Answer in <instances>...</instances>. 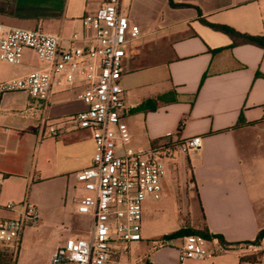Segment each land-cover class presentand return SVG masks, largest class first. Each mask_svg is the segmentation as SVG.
Segmentation results:
<instances>
[{
	"label": "crops",
	"instance_id": "0c3cea01",
	"mask_svg": "<svg viewBox=\"0 0 264 264\" xmlns=\"http://www.w3.org/2000/svg\"><path fill=\"white\" fill-rule=\"evenodd\" d=\"M102 4L0 0V25L42 29L67 47L74 35H86L83 18ZM121 10L142 31L124 60L121 80L131 147L147 149L167 134L200 136L202 146L167 162L162 199L144 204L141 241L110 264H178L187 234L167 236L204 227L218 241L222 237L227 250L219 252L210 243L209 257L189 264H264V239L252 243L264 229V48L235 45L229 35L203 22L263 37L264 0H122ZM42 67L38 56L26 50L18 65L0 62V83ZM84 88L82 82L54 91L46 101L21 92L0 97V217L18 218L21 208L3 206L25 200L40 214L22 243L37 234L43 211H59L70 188L78 196L68 216L73 222L81 215L77 207L83 193L75 173L92 164L95 144L89 130L63 122L87 109L79 98ZM147 102L151 107L157 103L156 108L146 110ZM52 125L60 135H51Z\"/></svg>",
	"mask_w": 264,
	"mask_h": 264
},
{
	"label": "built area",
	"instance_id": "2783aa9c",
	"mask_svg": "<svg viewBox=\"0 0 264 264\" xmlns=\"http://www.w3.org/2000/svg\"><path fill=\"white\" fill-rule=\"evenodd\" d=\"M121 2L103 0L95 14L83 18L86 35H74L67 47L61 45L58 36L42 29L0 25V62L18 65L24 52L31 50L43 64L39 70L1 82L0 97L21 92L46 101L54 91L85 83L79 98L87 109L63 124L73 123L89 130L94 140L92 164L75 173L83 193L78 213L92 218V229L88 238L69 237L52 256L51 264H110L115 255L127 254L129 246L142 239L145 202L163 197L167 162L177 154H189L202 146L200 136L177 139L167 134L147 149L131 147L121 80L124 60L142 31L122 12ZM80 41L87 44L77 46ZM49 130L55 137L61 133L56 125ZM3 207L10 211L19 207L21 212L18 218L0 217V251L19 250L27 228L39 223V210L30 200ZM210 243L219 252L227 250L215 237L187 235L178 264L206 260ZM248 247L252 248V244Z\"/></svg>",
	"mask_w": 264,
	"mask_h": 264
},
{
	"label": "rangeland",
	"instance_id": "374dc122",
	"mask_svg": "<svg viewBox=\"0 0 264 264\" xmlns=\"http://www.w3.org/2000/svg\"><path fill=\"white\" fill-rule=\"evenodd\" d=\"M162 184L165 188V179L162 180ZM75 196H78V192L70 188L67 191L66 201L59 202L58 212L43 211L42 224L36 226L38 227L37 234L22 243L19 250L0 251V264H51V259H49L51 249L62 242L63 237H66V241L67 237H74L75 233L82 235L90 233L92 229L90 216L76 215L73 222L68 216L72 213L71 202ZM62 212H65L67 216ZM192 231L194 232L193 229L189 230L190 233H193Z\"/></svg>",
	"mask_w": 264,
	"mask_h": 264
},
{
	"label": "trees",
	"instance_id": "16d2710c",
	"mask_svg": "<svg viewBox=\"0 0 264 264\" xmlns=\"http://www.w3.org/2000/svg\"><path fill=\"white\" fill-rule=\"evenodd\" d=\"M171 5L174 6V7H179V8L188 7L185 4H174L173 2H171ZM203 22L205 24L209 25L210 27H212L213 29H215L217 31H221V32L229 35L232 38L233 43L235 45H237V44H253V45H257L259 47L264 48V36L261 37V36H250V35H246V34H241V33L237 32L236 30H234L233 28H230L228 26L213 25V24H210V23H208L206 21H203ZM150 104H151L150 102H147L144 105L146 110L155 109L156 106H157V103L154 104V107H151ZM185 234H187V235H198V236L204 237L206 239H211L212 237H215V236H213V235H211L209 233L207 228L204 227V228H201V229H198V230H194L193 233H190L189 231L179 230L177 232H174V233L170 234L169 236H167V238L172 239V238L183 236ZM218 238L220 239L221 242H223L222 237L218 236ZM263 239H264V229H262L258 233V236H257L256 240L254 242H252V243L253 244H258ZM247 244H250V242H248ZM249 259L253 260L252 258H249Z\"/></svg>",
	"mask_w": 264,
	"mask_h": 264
}]
</instances>
